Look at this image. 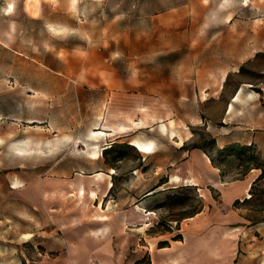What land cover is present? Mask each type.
<instances>
[{
	"label": "rangeland",
	"instance_id": "1",
	"mask_svg": "<svg viewBox=\"0 0 264 264\" xmlns=\"http://www.w3.org/2000/svg\"><path fill=\"white\" fill-rule=\"evenodd\" d=\"M241 82L264 93V0H0V264H83L69 235L115 264L183 241L253 171L214 138ZM254 180L243 224L264 220Z\"/></svg>",
	"mask_w": 264,
	"mask_h": 264
},
{
	"label": "crops",
	"instance_id": "2",
	"mask_svg": "<svg viewBox=\"0 0 264 264\" xmlns=\"http://www.w3.org/2000/svg\"><path fill=\"white\" fill-rule=\"evenodd\" d=\"M243 84H238L226 101L220 117V127L224 131L218 129L214 134L215 145L252 144L264 159V93L258 94L253 89L245 91ZM260 89H264V84ZM251 170L243 178L219 188L220 206L207 215H204V209L197 212L192 217L196 218L195 226L183 241H178L179 244L155 249L146 247L150 256L148 264H264V220L243 224L245 219L231 206L233 200L244 196L260 173L258 168ZM101 240L69 235L71 255L80 257L83 264L89 260L91 263V257L95 261L93 264H115L112 247Z\"/></svg>",
	"mask_w": 264,
	"mask_h": 264
},
{
	"label": "bare ground",
	"instance_id": "3",
	"mask_svg": "<svg viewBox=\"0 0 264 264\" xmlns=\"http://www.w3.org/2000/svg\"><path fill=\"white\" fill-rule=\"evenodd\" d=\"M160 127L162 129L165 128V124L164 123H161L160 124ZM172 132V131H171ZM105 134V132H103L101 129H98V131H92L90 130L89 133L87 134L88 135V139H94L93 140V143L90 142V143H87L86 144V148H87V153H89V156L92 157V158H96L100 155L101 153V150H102V147L101 146H98L97 142L98 139L102 138V136ZM173 136V135H172ZM92 141V140H91ZM89 142V141H88ZM129 142L139 151H142V152H151L152 149H151V145L153 144L151 140H148V141H145V140H141V139H138V138H132L131 140H129ZM19 148V147H18ZM208 157V156H207ZM99 158V157H98ZM208 160V158H206ZM110 171H113L112 168H110ZM101 172H99L100 174ZM96 175V174H95ZM174 175V174H173ZM93 176V175H92ZM97 176V175H96ZM99 178V177H98ZM98 181V180H97ZM169 181L170 182H177L179 181V178L177 176H171L169 178ZM183 182H186V184H193V180L190 179V178H185L182 180ZM15 183V181L13 182ZM110 186H111V182L109 181L108 184H107V188L110 189ZM77 190L80 192V193H83V185L80 181L77 182ZM93 191V190H91ZM108 191V190H107ZM106 192V191H105ZM104 195V194H103ZM249 196V192H247V196ZM105 197V196H104ZM87 199V198H86ZM95 199V198H94ZM85 200V199H84ZM101 201V200H100ZM98 205V203H97ZM100 206V205H99ZM123 216V215H122ZM100 220L101 219H106L104 216L99 218Z\"/></svg>",
	"mask_w": 264,
	"mask_h": 264
},
{
	"label": "trees",
	"instance_id": "4",
	"mask_svg": "<svg viewBox=\"0 0 264 264\" xmlns=\"http://www.w3.org/2000/svg\"><path fill=\"white\" fill-rule=\"evenodd\" d=\"M211 142L214 143V138H211ZM122 144L123 145H129L126 142H123ZM111 147H112V145H110L108 148H105L104 151L109 150V148H111ZM192 147L203 149V145H201V144H195ZM217 149L219 150V152L225 151L226 154H229V155L233 154V155L237 156L238 158H240L241 160L246 159L248 164H251V165L247 166V169H250V168L260 169V173L258 174L256 179H260V178L264 177V159L260 158V156L258 155L256 150L253 149L252 144L229 143V144H226L222 147H217ZM247 152L249 155H246ZM208 157L210 158V161L213 162L210 155H208ZM253 163H255V165H252ZM256 179L254 180V182L256 181ZM251 186H252V184L250 185V187ZM251 196L252 195H250L249 197L243 198L242 202L250 199ZM165 243L166 242H163V244L161 246H163Z\"/></svg>",
	"mask_w": 264,
	"mask_h": 264
}]
</instances>
